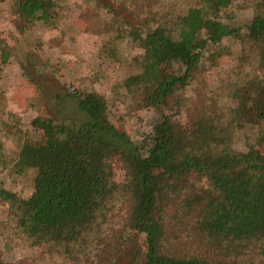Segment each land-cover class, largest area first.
I'll use <instances>...</instances> for the list:
<instances>
[{
	"label": "trees",
	"instance_id": "trees-1",
	"mask_svg": "<svg viewBox=\"0 0 264 264\" xmlns=\"http://www.w3.org/2000/svg\"><path fill=\"white\" fill-rule=\"evenodd\" d=\"M231 4L198 0L174 24L145 5L143 15L112 38L143 47L142 71L132 79L149 106L176 105L205 51L227 38L241 42L245 59L264 71V0H257L245 35L218 18ZM16 7L22 32L37 22L56 26L54 0H16ZM5 46L0 38L3 61L9 58ZM125 86L131 93L130 84ZM231 97L237 101L231 120L223 121L214 109L191 118L189 129L160 122L137 145L109 122L104 96L68 90L64 98L75 103L81 118H35L40 138L23 142L16 163L21 171H36L34 192L24 199L0 187V199L26 236L65 253L93 240L108 242L109 256H125L126 264H257L253 251L264 264V83L256 78L240 84ZM242 128L255 135L252 145L238 151L233 145ZM18 130L7 122L0 134ZM117 203L126 205L129 216L108 227ZM170 209L178 220L186 218L194 249L170 239ZM117 226L123 234L116 239Z\"/></svg>",
	"mask_w": 264,
	"mask_h": 264
},
{
	"label": "rangeland",
	"instance_id": "rangeland-1",
	"mask_svg": "<svg viewBox=\"0 0 264 264\" xmlns=\"http://www.w3.org/2000/svg\"><path fill=\"white\" fill-rule=\"evenodd\" d=\"M54 1L58 5L56 26L51 28L37 22L23 32L17 27L20 21L16 0L0 2V38L7 45L2 49L9 55L3 61L0 52V130L7 122L16 123L19 129L15 135L0 134V187L21 198L27 199L34 192L36 171H21L16 164L23 142L40 138L41 133L33 128L32 121L37 117L81 118L75 103L64 98L68 90H86L104 96L109 104V122L142 145L160 122L189 129L191 118L214 109L223 121L231 120V109L237 106L231 95L238 85L256 78L264 83V71L258 69L254 60L245 59L241 42L227 38L205 51L200 71L178 94L176 105L171 102L164 108H154L147 104L141 87L132 79L142 71L139 61L143 47L131 39L114 42L112 38L127 28L128 21L141 17L145 5H153L159 19L166 16L174 24L181 22L198 0ZM256 2L232 0L218 18L245 35ZM174 67L180 66L176 63ZM125 82L130 84L131 93ZM253 132L254 129L242 128L236 133L234 149L244 151L252 145ZM203 184L210 185L205 178ZM114 209L104 224L108 227L129 216L125 204L117 203ZM169 211L170 239L177 246L182 243L185 249H194V238L189 237L188 225L182 222L186 218L180 216L178 220L174 210ZM121 227H116V233L111 231L116 239L123 234ZM85 244L65 253L54 245L34 241L16 226L9 204L0 199V255L4 264H126L129 261L119 254L109 256L108 242L96 245L91 240ZM255 252L252 256L260 264Z\"/></svg>",
	"mask_w": 264,
	"mask_h": 264
}]
</instances>
